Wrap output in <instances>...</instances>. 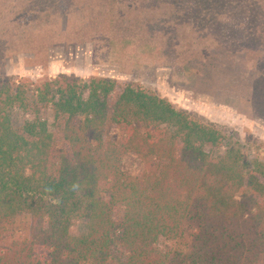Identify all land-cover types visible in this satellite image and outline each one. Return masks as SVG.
Listing matches in <instances>:
<instances>
[{"label": "trees", "instance_id": "1", "mask_svg": "<svg viewBox=\"0 0 264 264\" xmlns=\"http://www.w3.org/2000/svg\"><path fill=\"white\" fill-rule=\"evenodd\" d=\"M140 1L0 0V43L12 51L10 35L30 23L45 39L57 17L97 23L109 3ZM242 3L145 5L217 32ZM253 152L135 82L0 81V264H264V160ZM129 154L143 158L141 175L124 173ZM20 215L31 234L14 242Z\"/></svg>", "mask_w": 264, "mask_h": 264}, {"label": "rangeland", "instance_id": "2", "mask_svg": "<svg viewBox=\"0 0 264 264\" xmlns=\"http://www.w3.org/2000/svg\"><path fill=\"white\" fill-rule=\"evenodd\" d=\"M152 1L141 0L134 11L126 5L113 10L109 3L107 11L96 12L97 23L78 12L68 27L65 18L57 17L45 39L31 23L13 31L9 46L15 50L0 43V81L36 83L67 76L135 82L194 117L238 134L264 160V0H243L240 12L226 14L217 32L182 26L165 10L153 14L145 5ZM108 139L117 141L115 128L109 127ZM144 166L141 156L129 154L123 171L138 176ZM31 227L30 216H18L12 240L29 239Z\"/></svg>", "mask_w": 264, "mask_h": 264}]
</instances>
